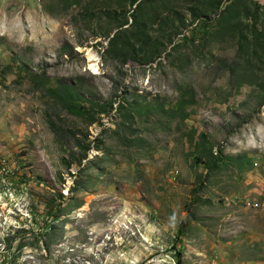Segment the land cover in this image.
<instances>
[{
	"label": "rangeland",
	"instance_id": "1",
	"mask_svg": "<svg viewBox=\"0 0 264 264\" xmlns=\"http://www.w3.org/2000/svg\"><path fill=\"white\" fill-rule=\"evenodd\" d=\"M0 264H264V0H0Z\"/></svg>",
	"mask_w": 264,
	"mask_h": 264
},
{
	"label": "trees",
	"instance_id": "2",
	"mask_svg": "<svg viewBox=\"0 0 264 264\" xmlns=\"http://www.w3.org/2000/svg\"><path fill=\"white\" fill-rule=\"evenodd\" d=\"M185 224H186V221L183 222V224H182V226H181V230L183 229V227H184ZM177 240H180V239L177 238ZM180 251H181V249L178 250L179 255H180Z\"/></svg>",
	"mask_w": 264,
	"mask_h": 264
}]
</instances>
